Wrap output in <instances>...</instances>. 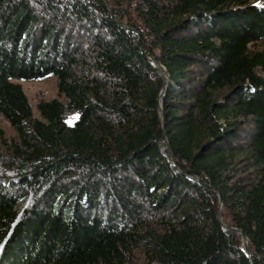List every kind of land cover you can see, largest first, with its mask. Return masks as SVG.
Wrapping results in <instances>:
<instances>
[{"label":"trees","instance_id":"trees-1","mask_svg":"<svg viewBox=\"0 0 264 264\" xmlns=\"http://www.w3.org/2000/svg\"><path fill=\"white\" fill-rule=\"evenodd\" d=\"M106 2L138 45L103 0H0V264H249L218 211L264 264V9Z\"/></svg>","mask_w":264,"mask_h":264},{"label":"rangeland","instance_id":"rangeland-1","mask_svg":"<svg viewBox=\"0 0 264 264\" xmlns=\"http://www.w3.org/2000/svg\"><path fill=\"white\" fill-rule=\"evenodd\" d=\"M251 6H254L255 8H262L264 9V0H247ZM106 3V7L109 13L110 19L116 23L120 24L122 26H125L127 22V18L130 24H135L136 21V15L132 8H130L127 5H119V6H111L112 4H108L106 0H104ZM116 8V9H114ZM121 13V14H117ZM126 14L125 17H121L122 15ZM127 17V18H126ZM126 27V26H125ZM133 29V28H132ZM256 48H263V43H258L255 45ZM15 83H18L30 105L32 117L39 119V113L37 111L36 105L39 101H48L54 98H59L60 100H63L62 98L58 97L57 95V86H56V78L55 76H49L44 79L40 80H30V81H24V80H14ZM161 103V102H160ZM159 113V112H158ZM160 116V115H159ZM78 114L72 113L66 118V124L68 126L73 125L75 120L77 119ZM1 128L4 131V137L9 142L10 140L14 139L16 137V133L13 130V128L4 120H0ZM27 203H24L23 207L27 206ZM219 210L221 208L219 207ZM220 211H218L219 217L221 220L228 221L227 219H223L224 217L220 216ZM141 263V255L139 253H135L133 262L130 264H140Z\"/></svg>","mask_w":264,"mask_h":264},{"label":"water","instance_id":"water-1","mask_svg":"<svg viewBox=\"0 0 264 264\" xmlns=\"http://www.w3.org/2000/svg\"><path fill=\"white\" fill-rule=\"evenodd\" d=\"M117 25L119 27H121L122 29H125V30L135 34L137 36L136 45H138L140 36H139L138 32L135 29L128 28V27L122 26L120 24H117ZM139 52L145 58V60L149 63V65L153 69H155L158 72L159 75L164 77V82H163L162 88H161V90L159 92V97H158V101H157L158 102L157 109H158V112H159V115H160V119H161V122H162L160 96L165 92V90L167 89V87L169 85L168 76H167L164 68L160 64H158L152 57H150V55H148L147 53L143 52L141 49L139 50ZM166 148L169 150L167 145H166ZM171 160H172V163L174 164V160H173L172 156H171ZM193 178L197 182V179L195 177H193ZM219 207H220V203H219ZM217 220H218V223H219L220 227L223 230H225V231H227L229 233H234V234L239 235L240 242H241V250L244 253V255L248 258V263L249 264H253L252 261L250 260L249 243H248V239L245 236V234L240 229L232 227V226H228L225 223H223L220 220L219 214H217Z\"/></svg>","mask_w":264,"mask_h":264}]
</instances>
